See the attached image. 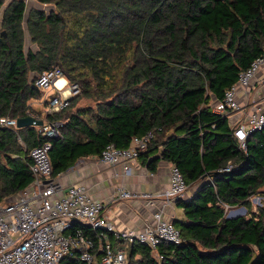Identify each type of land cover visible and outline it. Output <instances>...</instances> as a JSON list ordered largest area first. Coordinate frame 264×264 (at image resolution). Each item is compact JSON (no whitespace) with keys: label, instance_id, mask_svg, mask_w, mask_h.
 I'll use <instances>...</instances> for the list:
<instances>
[{"label":"trees","instance_id":"16d2710c","mask_svg":"<svg viewBox=\"0 0 264 264\" xmlns=\"http://www.w3.org/2000/svg\"><path fill=\"white\" fill-rule=\"evenodd\" d=\"M37 2L50 12L32 9L27 16L24 1L4 9L0 0V38L7 33L0 42V120L37 115L63 126L48 139L40 128L0 123V206L33 181L36 147L52 144L58 177L80 159L101 158L109 145L127 149L135 137L154 132L139 158L147 161L160 148L159 160L177 166L196 191L177 202L184 210L173 223L181 246L161 243L153 251L134 243L129 264H264V203L257 212L251 204L253 196L264 197V128L243 151L228 116L213 111L264 52V0ZM26 34L35 48L26 46ZM117 63L124 67L110 83ZM54 67L82 93L64 111L42 114L31 102L44 92L32 86ZM84 99L95 106H78ZM229 165L235 169L221 171ZM230 208L247 214L228 219ZM74 228L97 241L86 224ZM61 264L82 263L66 257Z\"/></svg>","mask_w":264,"mask_h":264},{"label":"built area","instance_id":"2783aa9c","mask_svg":"<svg viewBox=\"0 0 264 264\" xmlns=\"http://www.w3.org/2000/svg\"><path fill=\"white\" fill-rule=\"evenodd\" d=\"M21 1L28 5L33 0ZM263 68L264 52L240 74L238 82L213 109L219 115L231 112L245 115L246 121L240 122L234 130L239 149L243 151L247 150L250 135L264 128V110L255 107L245 112L238 94L242 89L250 96L252 84ZM34 86L44 93L55 92L47 106L48 114L64 111L81 92L80 85L71 83L59 67L40 75ZM0 123L5 127L17 128V120L5 118ZM62 126L61 122L47 123L40 127V131L44 137L52 139L60 135ZM154 139V132H149L135 137L132 146L127 149L109 145L102 153L101 162L110 167L121 165L125 174L130 173L133 161L148 150ZM51 150L50 142L31 150L33 181L7 205L0 206V264H61L66 257H77L82 264H129L128 252L134 243L148 246L153 251L161 243L169 244L174 249L181 246L180 231L162 211L155 213L154 225L145 230L118 229L103 217L106 204L93 199L84 185L65 186L61 181L63 173L53 177ZM234 169L229 165L221 171ZM169 176L168 190L160 194L144 193L141 198L148 202L162 198L166 205L184 199L190 187L183 173L177 166L171 165ZM137 196L124 189L116 193L118 199ZM76 220L86 224L97 235V241L86 236L81 228H74ZM174 254L175 250L172 251ZM157 258L162 261L164 255L159 254Z\"/></svg>","mask_w":264,"mask_h":264},{"label":"crops","instance_id":"0c3cea01","mask_svg":"<svg viewBox=\"0 0 264 264\" xmlns=\"http://www.w3.org/2000/svg\"><path fill=\"white\" fill-rule=\"evenodd\" d=\"M6 2L4 9L8 7L11 0ZM4 9L2 8L0 12L1 19L3 18ZM238 100L245 112H250L255 107H260L264 110V68L253 82L250 96L240 89ZM40 104L44 106V101L41 100ZM47 106L40 111L42 114L47 112ZM226 115L229 118V125L232 130H235V127L240 122L246 121L244 114L231 112ZM37 119L42 120V118L38 117ZM44 124L47 123L44 122ZM160 151L161 149L159 148L157 152L151 153L147 161H145L146 158L140 159L138 157L131 164V172L127 174H125L121 165L110 167L102 163L100 157L83 158L75 166L63 173L61 181L67 187L70 185H84L93 199L101 200L106 204L103 217L114 223L118 229L145 230L147 227L154 225L153 217L155 213L160 211L164 213L169 221L174 223L175 220L184 219V210L179 208L177 203L166 205V201L162 198L150 202L141 198L144 193H163L170 186L169 173L172 164L162 159L159 160L161 158ZM152 162L153 164H151ZM119 189L127 190L139 195V197L118 199L116 193ZM191 191L189 188L188 193L184 197L185 200L192 198L196 189ZM262 191H264V188ZM230 214H227L228 219ZM233 215L237 216L239 212L236 211Z\"/></svg>","mask_w":264,"mask_h":264},{"label":"rangeland","instance_id":"374dc122","mask_svg":"<svg viewBox=\"0 0 264 264\" xmlns=\"http://www.w3.org/2000/svg\"><path fill=\"white\" fill-rule=\"evenodd\" d=\"M7 1V0H6ZM7 3V2H6ZM6 3L4 6H6ZM4 8V7H3ZM52 8V7H51ZM32 9H37V10H45L46 12H50V7L48 5L44 6L40 3L37 2V0H33L31 1L28 5H27V16L28 14L30 13V11ZM0 20H1V14H0ZM26 46L27 47H33L35 48L36 46H32L31 43H30V40H29V35L26 34ZM130 54L131 52L128 54V56L130 57ZM131 65V64H130ZM129 65V66H130ZM124 67V63H117L115 65V68L113 70V77H106V80H108L110 83H112V81H118L119 78L117 77L118 74L120 73V70ZM82 93V89H81V92L78 96H80ZM55 96V92L53 90L49 91V92H45L44 93V97L41 99L42 101H44V106H41V104L43 105V103L40 104V101H32L31 104L33 105V108L36 110V111H41L44 107H46V101H49ZM76 96V97H78ZM75 97V98H76ZM80 105L78 106H82V107H89V106H95V102L91 101V100H83L81 101V103H79ZM35 117H37V115H35ZM248 126V125H246ZM194 188H190V191L193 190ZM192 193V191H191ZM263 203H264V197L262 196V194H257L255 196H253L251 198V204H252V211L253 212H257L258 208L262 207L263 206ZM238 211L239 212V215H246L247 214V210H243V208H230L228 209V212L227 214H230L231 212L234 213Z\"/></svg>","mask_w":264,"mask_h":264},{"label":"water","instance_id":"95a60500","mask_svg":"<svg viewBox=\"0 0 264 264\" xmlns=\"http://www.w3.org/2000/svg\"><path fill=\"white\" fill-rule=\"evenodd\" d=\"M6 35H7L6 31H3L2 34H1L0 42L2 41L3 37H6ZM32 88L37 89L34 85L32 86ZM43 125H44V121L43 120H38L37 118H35L33 116H28L26 118L17 119V129H22V128H25V127H37V128H40ZM207 176L208 175H205L204 178H206ZM239 216L240 215L234 216L233 213H231L229 219L237 218ZM76 222L79 223V220H76Z\"/></svg>","mask_w":264,"mask_h":264}]
</instances>
